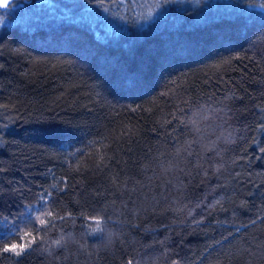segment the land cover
<instances>
[{
    "label": "trees",
    "instance_id": "16d2710c",
    "mask_svg": "<svg viewBox=\"0 0 264 264\" xmlns=\"http://www.w3.org/2000/svg\"><path fill=\"white\" fill-rule=\"evenodd\" d=\"M0 264H264V0L0 7Z\"/></svg>",
    "mask_w": 264,
    "mask_h": 264
},
{
    "label": "snow or ice",
    "instance_id": "6c2138e0",
    "mask_svg": "<svg viewBox=\"0 0 264 264\" xmlns=\"http://www.w3.org/2000/svg\"><path fill=\"white\" fill-rule=\"evenodd\" d=\"M8 0H4V3L5 5L7 4ZM165 2H167V0H165ZM56 5L54 3H50L48 5V8L49 9H52L53 11L56 9ZM47 195V194H45ZM49 216H51V213L49 212L48 213ZM46 223L45 220L41 219L40 220V224L41 225H44ZM31 234L30 233H25L24 234V237H22L21 239H24V238H27L28 236H30ZM36 238L35 237H32L31 240H28L27 243H11L10 245H6L4 248H3V251L4 252H13L15 253L17 256H20L22 255L26 249H28L32 242L35 240ZM55 243H59V241H56Z\"/></svg>",
    "mask_w": 264,
    "mask_h": 264
},
{
    "label": "water",
    "instance_id": "95a60500",
    "mask_svg": "<svg viewBox=\"0 0 264 264\" xmlns=\"http://www.w3.org/2000/svg\"><path fill=\"white\" fill-rule=\"evenodd\" d=\"M11 2L12 0H8L7 4L5 5L4 0H0V7L6 8Z\"/></svg>",
    "mask_w": 264,
    "mask_h": 264
}]
</instances>
